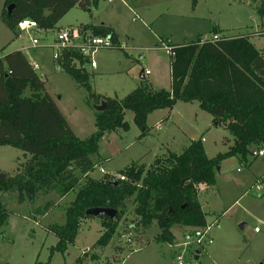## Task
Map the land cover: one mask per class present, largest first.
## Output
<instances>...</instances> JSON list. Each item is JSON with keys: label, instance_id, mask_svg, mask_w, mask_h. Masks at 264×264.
<instances>
[{"label": "rangeland", "instance_id": "374dc122", "mask_svg": "<svg viewBox=\"0 0 264 264\" xmlns=\"http://www.w3.org/2000/svg\"><path fill=\"white\" fill-rule=\"evenodd\" d=\"M4 1L0 0V13ZM260 8L264 10V0H199L195 8L191 0H98L92 13L74 8L56 29L38 36L22 33L15 38L0 19V58L29 49L28 58L39 65L36 73L45 82L46 93L75 135L85 140L96 131V106L89 104L87 93L59 70L54 58L60 45L56 41L58 31L101 24L113 29L117 47L97 49L91 57L95 67L88 62L85 68L92 76L96 94L123 99L146 82L156 90L171 89V57L162 49L166 39L178 45L198 37L211 40L215 32L231 38L243 35L264 55V14L258 12ZM32 38L39 40L38 48H31ZM83 44L80 37L72 45ZM29 95L27 91L25 96ZM173 110L166 122L161 121L160 113L151 114L148 130L138 127L134 114L126 111L129 130L120 129L102 138L93 157L96 167L89 177L120 178L118 174L132 163L149 167L157 156L179 154L196 140L202 141L208 158L226 152L232 145L233 137L215 127L211 116L197 103L178 102ZM19 159L22 163L21 151L0 147V174L14 175ZM218 168L215 187L198 196L205 227L175 226L171 229L174 244L160 243L154 240L159 233L156 223L146 230L131 227L135 214L130 202L108 247L96 251L99 259H86L83 264H178V257L182 264H264V157L249 156L247 164L229 158ZM77 191L64 198L56 194L41 197L34 205L19 203L17 194H0L7 213L6 223L0 220V264H76L82 254L88 253L103 233L99 218L83 222L75 243L49 259L50 248L58 239L48 227L65 223L64 210ZM47 203L53 204L50 212L36 216V209ZM209 226L211 244L193 242L183 248L185 235Z\"/></svg>", "mask_w": 264, "mask_h": 264}, {"label": "trees", "instance_id": "16d2710c", "mask_svg": "<svg viewBox=\"0 0 264 264\" xmlns=\"http://www.w3.org/2000/svg\"><path fill=\"white\" fill-rule=\"evenodd\" d=\"M97 2L5 0L0 19L15 38L20 35L18 25L22 21H34L38 24L34 35L38 36L56 29L74 8L92 13ZM191 2L195 8L199 0ZM258 12L264 14L262 8ZM81 28L95 36L116 39L113 29L103 24ZM221 37L217 41L198 37L178 45L163 40L175 53L170 61L171 89L156 90L146 82L123 99L96 94L92 76L85 68L88 61L77 48H63L55 60L59 70L87 93L89 104H106L104 111H95L96 131L85 140L75 135L23 52L13 51L0 58V147L23 153L15 174L0 177V194H17L19 203L34 205L41 197L56 194L64 198L78 189L64 210L65 223L48 227L58 239L50 248V260L75 243L83 222L94 218L87 215L94 208L112 209L118 214L113 220L99 218L102 236L76 264L99 259L96 251L108 247L130 202L135 214L131 227L146 230L156 223L159 233L154 240L160 243L174 244L171 229L175 226H206L198 202L200 188L215 187L216 171L223 160L238 158L247 164L255 150L264 148V55L247 36ZM27 91L30 95L26 97ZM178 102L197 103L211 116L215 127L233 137L226 152L208 158L202 141L196 140L179 154L157 156L149 167L132 163L118 174L121 178L89 177L96 167L93 157L98 154L102 138L120 129L129 130L126 111L134 114L138 127L148 130L151 114L171 110ZM52 207L47 203L37 208L36 216H46ZM0 220L1 224L7 220L1 201Z\"/></svg>", "mask_w": 264, "mask_h": 264}, {"label": "built area", "instance_id": "2783aa9c", "mask_svg": "<svg viewBox=\"0 0 264 264\" xmlns=\"http://www.w3.org/2000/svg\"><path fill=\"white\" fill-rule=\"evenodd\" d=\"M112 2L114 0H108ZM135 20V19H134ZM38 28V24L31 20H24L18 25V30L20 33H26L28 35H34L35 30ZM83 38L84 44L80 47L72 45L73 42L78 40L79 38ZM222 37L219 34H213L212 40L217 41L220 40ZM56 41L60 44L56 48L55 60L59 57L61 50L68 46H73L77 48L84 59H86L91 67H95L94 61L91 59L94 51L97 49H109L113 47H117L113 39L108 36H95L92 33H88V31H84L81 27L79 28H71L68 30L58 31L56 33ZM31 46L32 48H38L39 40L37 38L31 39ZM162 49L165 53L170 56L174 57V48L168 45H163ZM90 60V61H89ZM32 68L37 71L39 69V65L35 62L31 64ZM148 72L146 73V75ZM254 157H264V151H257L253 153ZM103 172V170H102ZM121 178V177H120ZM212 226L207 227L204 231H195L192 234L185 235V244H183V248L188 247L191 243L196 242L198 244H202L206 242L207 244H211L212 241L209 239L208 235L211 230ZM181 257H178V264H182Z\"/></svg>", "mask_w": 264, "mask_h": 264}, {"label": "water", "instance_id": "95a60500", "mask_svg": "<svg viewBox=\"0 0 264 264\" xmlns=\"http://www.w3.org/2000/svg\"><path fill=\"white\" fill-rule=\"evenodd\" d=\"M13 9V6L8 7V11L11 12ZM142 79H144V76H142ZM106 109V104L103 103L101 106H96L95 110L97 112H102ZM219 169V168H218ZM217 169V170H218ZM3 174H0V177H3ZM118 211L107 209V208H94L87 211L88 216H92L94 218H100V217H107L111 220L115 219L117 217ZM197 254H200V252H197ZM198 259V257H196Z\"/></svg>", "mask_w": 264, "mask_h": 264}, {"label": "crops", "instance_id": "0c3cea01", "mask_svg": "<svg viewBox=\"0 0 264 264\" xmlns=\"http://www.w3.org/2000/svg\"><path fill=\"white\" fill-rule=\"evenodd\" d=\"M4 3V2H3ZM3 3H2V7H3ZM136 18H138L137 16H136ZM102 25V24H101ZM104 25V24H103ZM91 33V32H90ZM22 33H20V35H21ZM19 35V36H20ZM31 48H32V46H31ZM15 51H21V52H23L24 53V55L26 56V58H27V60L29 61V63L30 64H32V62H35V61H31L28 57H29V49H19V50H15ZM36 63V62H35ZM142 73H143V71H142ZM143 76V75H142ZM142 76H141V79H142ZM58 107V106H57ZM175 108V107H174ZM173 108V109H174ZM173 109H171V111H169V110H160V111H156V112H154V113H160V116H161V121H164V122H166V121H169L170 120V118L172 117V113H173ZM153 113V114H154ZM162 129V127H160V130ZM206 188L205 187H201L200 188V191H199V194H200V192L201 191H203V190H205ZM199 194H198V196H199Z\"/></svg>", "mask_w": 264, "mask_h": 264}]
</instances>
